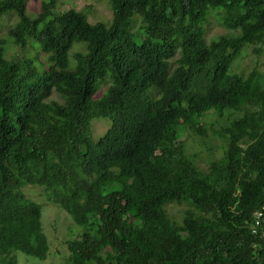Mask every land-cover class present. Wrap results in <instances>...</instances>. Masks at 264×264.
I'll return each instance as SVG.
<instances>
[{
  "label": "trees",
  "instance_id": "16d2710c",
  "mask_svg": "<svg viewBox=\"0 0 264 264\" xmlns=\"http://www.w3.org/2000/svg\"><path fill=\"white\" fill-rule=\"evenodd\" d=\"M58 1L0 0L11 45L36 53L9 59L0 37V264L50 252L29 185L83 230L64 264H264V74L231 72L264 44V0H110L109 24ZM211 16L235 33L207 41ZM212 114L224 154L202 168L184 135Z\"/></svg>",
  "mask_w": 264,
  "mask_h": 264
},
{
  "label": "rangeland",
  "instance_id": "374dc122",
  "mask_svg": "<svg viewBox=\"0 0 264 264\" xmlns=\"http://www.w3.org/2000/svg\"><path fill=\"white\" fill-rule=\"evenodd\" d=\"M42 1L46 0H29L27 6L28 15H38L41 11ZM109 4L110 0L109 2L108 0H59L56 9L63 11L75 8L83 12L90 22L102 21L109 24L113 17L112 9ZM209 18V21L206 23L207 41L210 42L224 34L232 35L235 33L225 28L222 23H220L217 16H211ZM17 21L18 17L13 12H7L0 18V37L4 36L9 41V43L6 44V57L9 59L21 58L24 55L34 57L36 53L30 48L23 49L20 46L11 45V39L7 35V26L15 25ZM256 47L260 48V50L256 51ZM77 50H85V47L77 46L74 51ZM44 59H46L45 55L42 57V60ZM253 69H258L264 74V44L259 46H245L241 54L234 61L231 72L247 76ZM54 97L57 98V95L55 94ZM217 121L218 117L216 114H212L210 117L206 116L205 123L209 131L206 137L194 133L192 135H189V133L184 135L188 150L199 154L198 163L202 168H208L210 159H218L224 154L221 139L214 135V130L221 127V124ZM212 122H215L214 129H212ZM104 124V128L96 129V127L104 126ZM110 126V119L95 118L92 121L91 133L95 139H99ZM208 147H212V150L210 151ZM24 191L29 197L42 206V223L44 232L47 234L50 241V252L45 260L26 255L23 252H18V255L22 258L19 264H64L69 256L66 243L67 240L77 237L83 230L78 227L79 225L74 222L68 212L45 195L42 187L29 185L24 188ZM188 207L189 205L183 202L182 204H170L167 209L172 218L181 222L184 212ZM27 258L31 261L26 260Z\"/></svg>",
  "mask_w": 264,
  "mask_h": 264
},
{
  "label": "built area",
  "instance_id": "2783aa9c",
  "mask_svg": "<svg viewBox=\"0 0 264 264\" xmlns=\"http://www.w3.org/2000/svg\"><path fill=\"white\" fill-rule=\"evenodd\" d=\"M254 216H255V226L253 227V232L256 233L257 232L256 226H260L262 224V221L264 220V211L257 210L254 213Z\"/></svg>",
  "mask_w": 264,
  "mask_h": 264
}]
</instances>
